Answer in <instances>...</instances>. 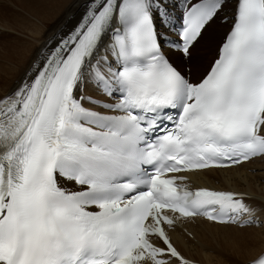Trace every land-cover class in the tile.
Wrapping results in <instances>:
<instances>
[{
	"label": "snow or ice",
	"instance_id": "obj_1",
	"mask_svg": "<svg viewBox=\"0 0 264 264\" xmlns=\"http://www.w3.org/2000/svg\"><path fill=\"white\" fill-rule=\"evenodd\" d=\"M227 5L80 0L44 33L0 93V264H193L170 232L197 217L264 264V204L188 183L264 159V0Z\"/></svg>",
	"mask_w": 264,
	"mask_h": 264
},
{
	"label": "bare ground",
	"instance_id": "obj_2",
	"mask_svg": "<svg viewBox=\"0 0 264 264\" xmlns=\"http://www.w3.org/2000/svg\"><path fill=\"white\" fill-rule=\"evenodd\" d=\"M5 1L0 0V29L4 30L0 34V93L12 84L20 70L27 65L44 33L64 17L70 8L75 9L80 3V0ZM12 4L19 11H15ZM230 7L231 4L228 3L221 17L229 15ZM219 24L214 25L219 27L210 36L212 41L218 39L227 29V24ZM14 31L19 33L15 34ZM202 54V62L210 59L208 48ZM201 174L204 176L203 180L211 186L245 191L257 204H264V159L259 158L238 167L214 169ZM191 229L195 242L177 237L175 239L186 254L200 262L242 264L260 246L258 229L244 231L232 225L198 221Z\"/></svg>",
	"mask_w": 264,
	"mask_h": 264
},
{
	"label": "rangeland",
	"instance_id": "obj_3",
	"mask_svg": "<svg viewBox=\"0 0 264 264\" xmlns=\"http://www.w3.org/2000/svg\"><path fill=\"white\" fill-rule=\"evenodd\" d=\"M2 1H5V0H1V2ZM5 2H7V1H5ZM8 3V2H7ZM1 4V3H0ZM11 7H13V9L15 10V11H19V9H18V7L17 6H14L13 4H12V6ZM221 15H222V13H221ZM215 24H217V25H220L219 24V21H217L216 23H214L213 25H212V28L211 29H209V36H211V35H213V33L215 32V31H217V29H218V27L219 26H214ZM222 28H223V30H225V27L224 26H221ZM1 28V27H0ZM6 29V28H5ZM8 29V28H7ZM6 29V30H7ZM212 30V31H211ZM3 29H0V34L1 33H3ZM14 33L16 34H18L19 32L18 31H14ZM4 40V39H3ZM0 41H2V40H0ZM207 50V48L206 47H203V48H201L200 50H199V56L201 57V56H203V52L205 51L206 52V50Z\"/></svg>",
	"mask_w": 264,
	"mask_h": 264
}]
</instances>
